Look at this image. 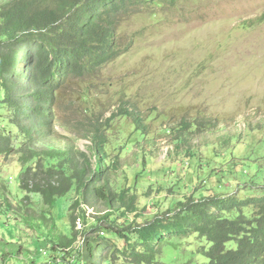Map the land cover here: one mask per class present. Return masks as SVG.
Here are the masks:
<instances>
[{
  "label": "rangeland",
  "instance_id": "rangeland-1",
  "mask_svg": "<svg viewBox=\"0 0 264 264\" xmlns=\"http://www.w3.org/2000/svg\"><path fill=\"white\" fill-rule=\"evenodd\" d=\"M116 31L127 51L66 79L55 93L50 128L33 145L0 105L14 146L0 166V264H77L83 234L103 225L107 212V223L124 229L172 214L188 198L264 196V0L138 6ZM119 108L136 113L141 127ZM90 125L106 137L105 175L117 200L113 210L96 198L93 208L74 210L80 223L72 240L68 215L77 193L49 208L19 188L27 167L20 158L68 148L90 158ZM244 213L253 217L254 206ZM62 237L72 240L68 247L58 246ZM207 247L194 235L166 237L157 263L205 264Z\"/></svg>",
  "mask_w": 264,
  "mask_h": 264
},
{
  "label": "trees",
  "instance_id": "trees-1",
  "mask_svg": "<svg viewBox=\"0 0 264 264\" xmlns=\"http://www.w3.org/2000/svg\"><path fill=\"white\" fill-rule=\"evenodd\" d=\"M175 2L2 1L0 105L9 112L17 134L33 145L50 128L55 93L60 85L70 77H82L100 69L127 51L116 31L124 14L138 6ZM117 112L132 116L141 127L139 116L132 110L119 108ZM1 123L0 120V166L14 152L13 136ZM182 126L186 130L189 125ZM87 138L92 144L90 158L72 148L33 151L28 159L20 158L27 167L19 174V188L27 194L39 195L49 208L72 189L77 193L78 199L70 205L68 215L72 240L77 238L76 221L80 220L74 210L83 204L89 206L95 198L113 210L117 200L105 175L106 137L99 127L90 125ZM30 161L32 165H28ZM133 204L134 201L126 205L128 212L134 211ZM251 205L256 213L253 217L244 213ZM81 212L84 214L82 209ZM110 216L105 213L99 218L104 226L95 225L83 234L77 264H102L114 259H123L125 264H158L166 237L192 235L208 245L201 251L205 264H264V196L188 198L172 214L124 229L107 223ZM72 240L62 237L58 246L68 247Z\"/></svg>",
  "mask_w": 264,
  "mask_h": 264
},
{
  "label": "built area",
  "instance_id": "built-area-1",
  "mask_svg": "<svg viewBox=\"0 0 264 264\" xmlns=\"http://www.w3.org/2000/svg\"><path fill=\"white\" fill-rule=\"evenodd\" d=\"M79 223H80V220L78 219V220L76 221V225L78 226V225H79Z\"/></svg>",
  "mask_w": 264,
  "mask_h": 264
}]
</instances>
